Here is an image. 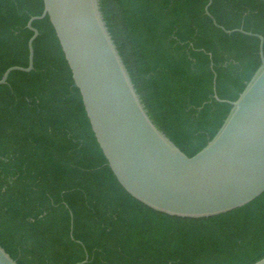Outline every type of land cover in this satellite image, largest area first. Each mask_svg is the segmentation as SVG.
<instances>
[{
  "label": "trees",
  "instance_id": "obj_1",
  "mask_svg": "<svg viewBox=\"0 0 264 264\" xmlns=\"http://www.w3.org/2000/svg\"><path fill=\"white\" fill-rule=\"evenodd\" d=\"M100 0L149 116L186 155L216 136L261 66L264 0ZM43 0H0V79L29 66ZM34 69L0 85V245L18 264H254L264 193L192 219L141 203L92 130L49 17L33 23ZM220 100H218L216 98Z\"/></svg>",
  "mask_w": 264,
  "mask_h": 264
},
{
  "label": "water",
  "instance_id": "obj_2",
  "mask_svg": "<svg viewBox=\"0 0 264 264\" xmlns=\"http://www.w3.org/2000/svg\"><path fill=\"white\" fill-rule=\"evenodd\" d=\"M41 16L27 28L29 66L34 69L33 23L47 16L79 89L96 140L121 186L158 212L179 218H208L241 208L264 193V37L261 66L247 84L216 136L193 157L153 122L137 92L105 21L100 0H43ZM210 0L206 13L210 16ZM218 100V96H216ZM86 260L77 264L88 262ZM0 264H18L0 245ZM254 264H264V258Z\"/></svg>",
  "mask_w": 264,
  "mask_h": 264
}]
</instances>
